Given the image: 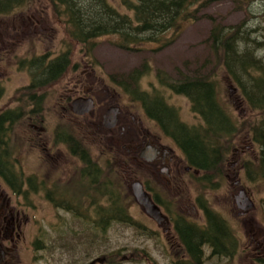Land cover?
I'll list each match as a JSON object with an SVG mask.
<instances>
[{
  "label": "rangeland",
  "instance_id": "rangeland-1",
  "mask_svg": "<svg viewBox=\"0 0 264 264\" xmlns=\"http://www.w3.org/2000/svg\"><path fill=\"white\" fill-rule=\"evenodd\" d=\"M109 2L122 12L132 15V12L121 6L120 0H109ZM201 7L200 11L195 12L196 17L199 18L186 22L177 35L173 36V31L168 32L162 35L163 42H146L136 47L137 49L118 45L116 41H119L120 37L116 35L104 36L96 40L90 50L76 40H68L64 23L53 15L52 6L47 0H29L26 7H20L11 14L0 15V19L3 20L2 31L8 38L1 45V48H5L7 52L0 55V79L4 88L0 109L20 107L23 110V115L16 121L17 124L10 138L11 145L17 150L15 156L20 159L17 168L24 169L26 173H31L37 168V155L43 154V151L36 149L37 145L33 138L37 140L38 137H54V128L61 123L68 124L73 131L77 130L79 136L87 140L95 155L96 149L102 150L99 134L95 127L89 124L95 121V116H87L84 119L64 111L75 96L72 93L73 85L79 80L84 83L85 88L100 92L102 104L113 99L114 103L120 106L121 114L116 111V123L111 128L106 127L107 130H118L123 125L135 129L137 121L141 119L144 123L142 129L147 128L151 131L147 135L153 136L152 138L160 136L162 143L172 146L175 154L181 156L175 142L170 137L162 135L159 127L146 117L142 102L133 100L130 92L126 91L121 83L137 71L136 77L140 89L151 95L164 96L168 104L179 111L183 122L200 127L201 118L192 111L190 99L163 85L159 79L160 72L173 80L193 78L196 77L199 69L200 74L208 75L216 81L219 97L231 111L241 130L228 147L229 150L227 149L226 161L221 173L217 175L216 172H211L212 182H207L206 185L204 181H200V178H193L185 173L181 174L183 181L177 186L170 187L162 176L163 181H155L152 175L140 167L123 168L122 160L130 152L127 153L128 151L123 150L121 146L115 162L111 161L104 168L103 182H113L128 212L144 227L143 230L113 221L105 232L95 235L90 227L85 231L82 224L84 221L80 218L71 219L67 214L62 213L60 218L64 220L61 225L55 224L54 232L49 222L55 223L59 219L54 218L53 215L58 211L50 209V213L46 205L39 206L32 211V215H35V219L40 223L34 225V233L33 228L31 229L30 238L39 234L45 244L55 246L64 244L66 247H63V252H68L70 247L72 253L65 259H61L60 254L53 259L50 256L48 259L47 253L36 252L35 247L32 246L30 250H23L20 263L89 264L92 259L103 256L106 260L105 264H184L185 253L181 245H178L176 237L172 235L175 233L173 225L170 226L169 236L162 233L156 221L152 220L136 202L130 188L131 181H127L126 178L128 174V177L137 178L142 183L151 181L150 183L155 185L164 199L167 209L163 207V210L168 216L167 210L170 209L173 216L182 214L191 221L203 224V212L197 202V198L202 196L229 222L240 241L237 256L234 261L233 258L225 256L212 257L211 250L207 248L204 264H264V260L261 261L254 253L247 252L250 242L252 244L250 225L243 223V219L239 218V216H252L254 225L262 229L263 232L259 234L264 238V177L256 173L258 164L255 163L261 154L259 146L253 144L249 132H246L250 125L260 121L261 113L249 107L238 85L223 67L217 64L210 51L211 31L217 24H222L231 30L245 21L243 27L250 29L252 37L260 42L263 41L264 0H209ZM32 14L33 20H28L27 15ZM14 16L17 18H13ZM22 16H25V19H22ZM63 50L72 52V65L55 82L42 86L41 90H34L39 94L44 93V96L38 104L37 102L33 104L28 99L30 89L27 88L32 80L28 70L31 68L27 61L24 64H20V61L40 55L53 58ZM259 52L260 57L264 56L262 55L264 51ZM77 99L80 97L75 98L73 102ZM104 109L105 113L106 107ZM32 110H36L32 120L40 122L41 119L46 118L49 133L42 136L28 126L32 121L29 119ZM96 110L98 114V105ZM94 111L95 105L84 115H92ZM133 115L135 120L132 119ZM109 120L111 121V118ZM103 144L107 148L108 143L103 142ZM179 159L180 157L176 161L178 162ZM51 165L58 176L64 177L67 174L63 171L64 165L61 170L56 169L59 167L58 160L53 161ZM110 165L113 166V170ZM249 169L254 172L251 174ZM126 170L128 171L124 172ZM161 173L164 175L167 172ZM249 174L254 178L251 179ZM238 179L239 183L236 185ZM240 181L245 186L242 189H245L254 202V206L247 210L245 215L238 214L242 209L237 207L235 202V197L241 189L235 190L234 186H238ZM25 198L37 204V200L32 197L25 196ZM45 249L48 250V247ZM41 255L44 256L36 262V257Z\"/></svg>",
  "mask_w": 264,
  "mask_h": 264
},
{
  "label": "trees",
  "instance_id": "trees-1",
  "mask_svg": "<svg viewBox=\"0 0 264 264\" xmlns=\"http://www.w3.org/2000/svg\"><path fill=\"white\" fill-rule=\"evenodd\" d=\"M28 1L0 0V15L26 7ZM47 1L52 6L53 15L64 23L67 39L76 40L90 50L96 40L109 35L120 37L116 43L128 49L146 42H163L162 35L173 31L175 36L186 22L199 18L195 12L200 11L201 6L209 0H120L121 6L132 12V15L122 12L109 0ZM243 23L245 21L231 30L222 24L214 25L210 51L217 64L238 85L249 107L261 113L260 121L250 125L246 132H249L253 144L259 146L261 156L255 162L258 164L256 173L264 177V56H259V51H264V40L260 42L252 37L250 29L243 27ZM71 57L70 50H63L47 64L40 62L45 56L27 61L32 70L35 66L40 69V76L33 74V87L29 88L56 81L72 65ZM25 62L22 61L23 64ZM137 74V71L133 72L121 83L125 90L130 92L133 100L141 101L146 114L157 120L162 131L184 149L187 163L202 172L200 181H204L205 185L212 182L213 174L210 173H221L227 149L241 132L238 122L219 97L216 81L200 74L199 69L196 77L181 80H173L159 73L163 85L190 99L192 111L201 118L200 127H196L182 122L179 111L168 104L164 96L151 95L140 89ZM2 91L0 86V99ZM41 97L34 96L29 101L38 104ZM21 114L18 109L0 112V169L12 170L13 175L8 178H18V175L9 166V154L6 157L8 161L4 158L2 144L4 141L9 143L5 137L10 128H6L3 123H14L22 117ZM250 172L252 174L254 171ZM251 174L249 177L253 179ZM113 189L110 183L104 181V196L111 202L109 208L101 210L104 232L113 221L143 230L144 227L128 212L119 192ZM154 199L159 205L163 204L158 196H154ZM197 202L203 212V224L191 221L182 214L173 216L169 209L175 234L185 253L183 263L204 264L207 248L211 250L212 257L225 256L231 259L238 253V238L231 225L202 196L197 198Z\"/></svg>",
  "mask_w": 264,
  "mask_h": 264
},
{
  "label": "flooded vegetation",
  "instance_id": "flooded-vegetation-1",
  "mask_svg": "<svg viewBox=\"0 0 264 264\" xmlns=\"http://www.w3.org/2000/svg\"><path fill=\"white\" fill-rule=\"evenodd\" d=\"M27 16L28 17L26 18L31 20L34 15L32 14ZM13 18L17 17L14 16ZM22 19H25V16H22ZM2 22L3 20L0 19V55L3 52H7L5 48H1V45L5 43L6 39H8L2 31ZM23 23H25V21ZM51 59L52 58L45 56V58L40 62L47 64L51 61ZM24 60L29 61L30 59ZM22 61H20V64H23ZM28 70L31 73L32 80L31 83L27 85V88L33 87V74L37 73L35 76L40 74V69L37 66H35L33 70H30L29 68ZM0 86L2 89L3 85L1 79ZM42 86H46V84ZM42 86L39 85L34 88H29L28 99H33L34 96H44V93L39 94L37 91H34L37 89L41 90ZM73 86L74 90L72 89V93L75 94V96L70 101L68 107L64 108V111L74 117L84 119H86L87 116H95V121L89 122V124L92 127H95L96 132L99 134L98 137H100L99 141L102 150L99 148L98 150L96 149L95 155L87 140L81 138L77 133V130L73 131L68 124L61 123L54 128V137H38L37 140L35 137L33 138L37 145H35L36 149L43 151V154L37 155V168L33 169L31 173H26L24 169L17 168V163H19L18 161L20 159L15 156L17 153L16 147L11 145L10 135L12 136V131L17 122L3 123L4 126H7L6 128H10V131H6L5 137L9 143L4 141L2 144V147H4V150L2 149L4 152V158H6L9 154V166L14 169V174L16 173L18 178H8L13 175L12 170L7 171V169H0V264H22L20 262L22 261L21 258L23 250H30L32 246L35 247L36 252L43 251L47 253L46 256L48 259L50 256L52 259L55 258L57 254H60L61 259H65L67 255L72 253V249L70 247H68V252H63V247H66L64 244H61L60 246L45 244L39 234L35 236L33 235V237L30 238L29 232L33 228L34 233V225L40 223L39 220L35 219V215H32V211L35 208H39V206L46 205L49 208L48 210L50 213V209L58 211L53 215L54 218L59 219L55 223L49 222V225L54 232L56 231L55 224L61 225V222H63L64 219L60 217L63 215L62 213H65L71 219L77 217L78 219L80 218L84 221L82 224L85 231H87L88 227H90V230L94 232L95 235L103 233L104 223L101 217V210H103V208H109L111 205L109 198H105L104 196L103 170L111 161L115 162L118 156V150L121 146L123 150L125 149L128 151L127 153L130 152V154H127V157L122 160L123 168L130 166L140 167V169L146 170L150 175H152V178L155 181H163L161 179L163 177L165 183L169 184L170 187L177 186L180 181L184 180L183 175L181 174L187 173L193 178L198 177L200 179L203 176L199 169L187 164V157L184 149L179 146L174 139L171 138L178 146L181 156L175 154L174 150L171 148L172 146L170 147L162 143L160 136L152 138L153 136L147 135L151 131L147 128L142 129V124L144 123L141 119L137 121V128L135 129L130 126L128 127L127 125H123L118 130H107V128L112 127L108 126V123H110L108 110L110 108L117 107L120 115L122 111L120 106L114 103L113 99L102 104V100L100 98L101 96L99 95L100 92L91 88H85L84 83L80 80L76 81V84ZM3 92L4 88L2 95ZM77 97H80V99L84 101H93L95 111L92 115H82L74 112L73 100ZM97 105L99 107L98 114L96 110ZM104 107H106L105 113L103 111L105 110ZM16 109L23 112L20 107L15 108V110ZM3 111L7 110L0 109V112ZM30 113L31 116L29 119L31 121L33 119L32 117L35 115V110L30 111ZM144 113L146 117H148V114H146V112ZM132 119L135 120L134 115L132 116ZM152 121L159 127L160 132L163 133L158 121L155 119H152ZM28 126L32 131L35 130L39 135L43 136V134H47V132L49 133V129L46 125V118L41 119L40 122L32 120L28 123ZM71 135L73 138H71ZM162 135L166 136L164 133ZM127 141L128 144H126ZM103 142L108 143L107 148L104 146ZM177 156L180 157L178 162L176 161L178 158ZM56 160H58L59 164V167L56 169L61 170L64 165L63 171L67 172L64 177L58 176L55 169L52 168L51 163ZM6 161H8L7 158ZM110 167L112 168L113 166L110 165ZM127 171L128 170L124 172ZM162 171H166L167 173L163 175L161 173ZM126 178L128 179L127 181L138 180L137 178L128 177V174ZM107 182L112 185L114 188L113 191H116L115 185L112 184L113 182ZM150 182L146 181V183L143 184L151 193L153 199L154 196H158L162 200L163 204H161L162 207L160 208L168 218V223L165 225L156 223L162 233H166L169 236L171 234V224L174 228L172 220L173 216L169 211V216L164 212V199L156 189L155 185ZM238 183L239 179L236 181V185ZM234 188L235 190H239L245 188V186L240 181V184L238 186H234ZM25 196L36 199L37 204H35L33 200L28 201ZM84 213H86V215H84ZM239 218L243 219V223L250 225V237L252 244L250 242V245L247 247V252L254 253L256 258L263 261L264 238L261 234H259V232H263L262 229L254 225L252 216H239ZM172 235L176 237V241L180 246L176 234L173 233ZM58 236L61 235L58 234ZM45 247H48V250H46ZM239 249L240 241L238 240L237 252ZM237 254L232 257L233 261ZM43 256L44 255H41V257L37 256L36 262L40 261L41 259L39 258H42ZM104 258L105 257L103 256L96 257L92 259L89 264H105L106 260Z\"/></svg>",
  "mask_w": 264,
  "mask_h": 264
},
{
  "label": "water",
  "instance_id": "water-1",
  "mask_svg": "<svg viewBox=\"0 0 264 264\" xmlns=\"http://www.w3.org/2000/svg\"><path fill=\"white\" fill-rule=\"evenodd\" d=\"M73 110L77 114H84L86 112H89L93 107V101L88 100L84 101L82 99H77L74 101ZM117 109H111L109 111V117L111 118V122L108 123V126H114L115 121V114ZM131 192L136 200V202L140 205V207L154 220L158 222V224H167L168 218L165 214H163L161 208L157 203L154 201L151 193L144 187V184L136 180L134 181L131 186ZM235 202L237 207H239L240 212L239 215H245L246 211L249 210L254 206V202L251 197L247 194V192L244 189H241L239 194L235 197Z\"/></svg>",
  "mask_w": 264,
  "mask_h": 264
}]
</instances>
